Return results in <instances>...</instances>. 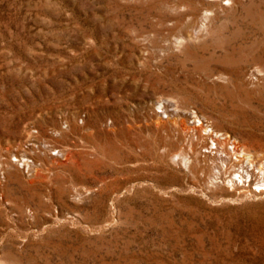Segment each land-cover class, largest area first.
Returning a JSON list of instances; mask_svg holds the SVG:
<instances>
[{
  "label": "rangeland",
  "instance_id": "1",
  "mask_svg": "<svg viewBox=\"0 0 264 264\" xmlns=\"http://www.w3.org/2000/svg\"><path fill=\"white\" fill-rule=\"evenodd\" d=\"M260 168L264 0H0V264H264Z\"/></svg>",
  "mask_w": 264,
  "mask_h": 264
},
{
  "label": "bare ground",
  "instance_id": "2",
  "mask_svg": "<svg viewBox=\"0 0 264 264\" xmlns=\"http://www.w3.org/2000/svg\"><path fill=\"white\" fill-rule=\"evenodd\" d=\"M189 6H190V8H191L193 5H192V6L189 5ZM238 148H239V146H238ZM238 148H237V151H238V153H239V150H240V149H238ZM235 152H236V151H235ZM240 152H241V157L246 156L245 153H244L242 150H240ZM245 158H248V157L246 156ZM262 168H263V167H262ZM262 168H260V170H263V172H264V169H262ZM245 171H247V170H245ZM259 186H260V185H259ZM260 190H262V189H260Z\"/></svg>",
  "mask_w": 264,
  "mask_h": 264
},
{
  "label": "built area",
  "instance_id": "3",
  "mask_svg": "<svg viewBox=\"0 0 264 264\" xmlns=\"http://www.w3.org/2000/svg\"><path fill=\"white\" fill-rule=\"evenodd\" d=\"M259 191H260V189H259Z\"/></svg>",
  "mask_w": 264,
  "mask_h": 264
}]
</instances>
